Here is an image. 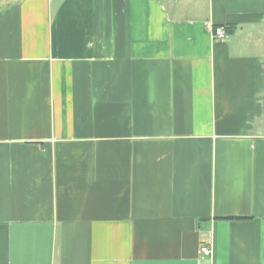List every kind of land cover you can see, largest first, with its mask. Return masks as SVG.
<instances>
[{
    "label": "crops",
    "instance_id": "0c3cea01",
    "mask_svg": "<svg viewBox=\"0 0 264 264\" xmlns=\"http://www.w3.org/2000/svg\"><path fill=\"white\" fill-rule=\"evenodd\" d=\"M0 264H264V0H0Z\"/></svg>",
    "mask_w": 264,
    "mask_h": 264
},
{
    "label": "built area",
    "instance_id": "2783aa9c",
    "mask_svg": "<svg viewBox=\"0 0 264 264\" xmlns=\"http://www.w3.org/2000/svg\"><path fill=\"white\" fill-rule=\"evenodd\" d=\"M225 36V32H224V29L223 28H217L215 31H214V39L215 40H222ZM201 254L203 256H206V257H209L212 255V250L210 247L208 246H201Z\"/></svg>",
    "mask_w": 264,
    "mask_h": 264
}]
</instances>
